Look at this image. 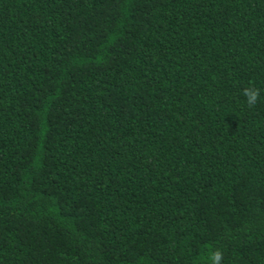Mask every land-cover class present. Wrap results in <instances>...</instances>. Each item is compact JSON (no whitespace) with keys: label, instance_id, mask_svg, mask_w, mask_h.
<instances>
[{"label":"trees","instance_id":"16d2710c","mask_svg":"<svg viewBox=\"0 0 264 264\" xmlns=\"http://www.w3.org/2000/svg\"><path fill=\"white\" fill-rule=\"evenodd\" d=\"M217 248L264 264V0H0V264Z\"/></svg>","mask_w":264,"mask_h":264},{"label":"clouds","instance_id":"9594fccd","mask_svg":"<svg viewBox=\"0 0 264 264\" xmlns=\"http://www.w3.org/2000/svg\"><path fill=\"white\" fill-rule=\"evenodd\" d=\"M243 95L246 98L247 104L251 107L255 105L260 97L259 89L254 86H248L244 89ZM205 259L206 264H222L223 252L220 249L212 250L208 253Z\"/></svg>","mask_w":264,"mask_h":264}]
</instances>
